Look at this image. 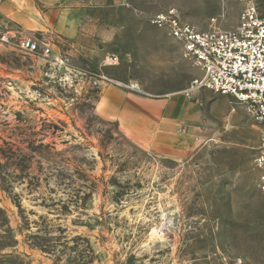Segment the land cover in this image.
<instances>
[{"label": "rangeland", "instance_id": "obj_1", "mask_svg": "<svg viewBox=\"0 0 264 264\" xmlns=\"http://www.w3.org/2000/svg\"><path fill=\"white\" fill-rule=\"evenodd\" d=\"M243 5L0 0L1 27L63 61L0 41V264H264L254 164L263 126L230 96L200 88L185 97L201 72L151 21L174 7L198 29L213 18L231 28ZM256 5L264 12V0ZM49 9L57 21L65 9L73 36L51 28ZM111 53L118 61L106 64ZM101 76L194 103V146L161 157L129 139L95 109Z\"/></svg>", "mask_w": 264, "mask_h": 264}, {"label": "built area", "instance_id": "obj_2", "mask_svg": "<svg viewBox=\"0 0 264 264\" xmlns=\"http://www.w3.org/2000/svg\"><path fill=\"white\" fill-rule=\"evenodd\" d=\"M244 3L238 22L231 28H222L211 19L207 29L182 20L172 7L156 13L152 23L163 28L181 45L182 55L196 66L201 76L191 80L182 91L185 97L200 88L216 95L230 96L249 110L255 121L263 126L254 159L258 171L257 186L264 191V12L256 0H240ZM0 41L11 42L23 52L41 53L54 64H62L60 54L37 39L20 36L15 39L9 30L0 26ZM114 53L105 58L106 64H115ZM102 84H120L128 90L146 94L137 82L122 84L101 76ZM197 141L198 138H195Z\"/></svg>", "mask_w": 264, "mask_h": 264}, {"label": "crops", "instance_id": "obj_3", "mask_svg": "<svg viewBox=\"0 0 264 264\" xmlns=\"http://www.w3.org/2000/svg\"><path fill=\"white\" fill-rule=\"evenodd\" d=\"M64 10L60 9L58 21L54 18L56 9L42 14L45 18H51V28L56 32L73 36V31H63ZM18 13L24 15L23 12ZM32 13L33 16L36 13L40 15L41 11L34 9ZM180 102L172 95L153 97L132 92L120 84H103L95 109L101 117L115 122L129 139L155 155L182 157L194 146V140L199 136L194 123L198 113L192 111L194 103L183 105Z\"/></svg>", "mask_w": 264, "mask_h": 264}]
</instances>
